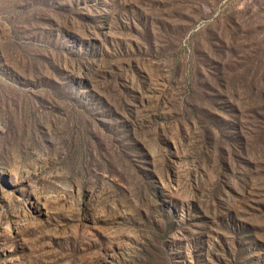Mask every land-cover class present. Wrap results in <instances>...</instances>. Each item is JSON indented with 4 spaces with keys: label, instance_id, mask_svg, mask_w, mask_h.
Segmentation results:
<instances>
[{
    "label": "rangeland",
    "instance_id": "obj_1",
    "mask_svg": "<svg viewBox=\"0 0 264 264\" xmlns=\"http://www.w3.org/2000/svg\"><path fill=\"white\" fill-rule=\"evenodd\" d=\"M0 264H264V0H0Z\"/></svg>",
    "mask_w": 264,
    "mask_h": 264
}]
</instances>
